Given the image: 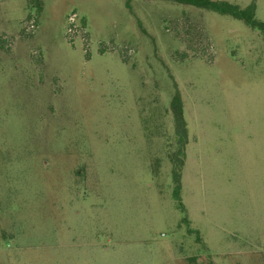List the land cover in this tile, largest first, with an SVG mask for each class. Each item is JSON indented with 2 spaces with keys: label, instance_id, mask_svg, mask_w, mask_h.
<instances>
[{
  "label": "rangeland",
  "instance_id": "obj_1",
  "mask_svg": "<svg viewBox=\"0 0 264 264\" xmlns=\"http://www.w3.org/2000/svg\"><path fill=\"white\" fill-rule=\"evenodd\" d=\"M195 257L264 264V35L165 0H0V264Z\"/></svg>",
  "mask_w": 264,
  "mask_h": 264
},
{
  "label": "trees",
  "instance_id": "obj_2",
  "mask_svg": "<svg viewBox=\"0 0 264 264\" xmlns=\"http://www.w3.org/2000/svg\"><path fill=\"white\" fill-rule=\"evenodd\" d=\"M170 2H175L183 5H190L198 8H205L211 10L213 12L229 15L236 19L244 21L249 27L253 29L259 30L264 35V22L259 21L256 18V4L255 2H251L245 8H242L239 5L229 3L227 1H217V0H165ZM171 112L174 118L175 124V132L177 136L178 147L173 157L171 158V162L173 165V181H174V191L173 197L178 202V207L183 213H186V209L183 205L181 198L182 191V171L185 165L186 159V147L188 145L189 133L188 126L185 119V110L184 104L181 97V94L178 90L175 91V94L172 97L171 103ZM184 222L187 221V217L184 219ZM196 259H190L192 261L191 264H211L210 259L207 258V263H199V257H195Z\"/></svg>",
  "mask_w": 264,
  "mask_h": 264
},
{
  "label": "built area",
  "instance_id": "obj_3",
  "mask_svg": "<svg viewBox=\"0 0 264 264\" xmlns=\"http://www.w3.org/2000/svg\"><path fill=\"white\" fill-rule=\"evenodd\" d=\"M68 26L66 29V39L71 45H75L76 40L81 37L83 42L87 43V33L84 21L79 17L77 13H72L67 17ZM30 29H35L34 20L30 21Z\"/></svg>",
  "mask_w": 264,
  "mask_h": 264
}]
</instances>
